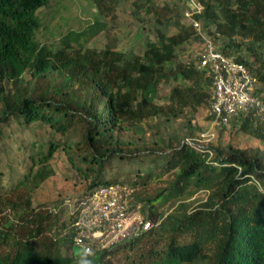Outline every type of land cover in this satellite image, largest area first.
I'll list each match as a JSON object with an SVG mask.
<instances>
[{"label": "trees", "instance_id": "16d2710c", "mask_svg": "<svg viewBox=\"0 0 264 264\" xmlns=\"http://www.w3.org/2000/svg\"><path fill=\"white\" fill-rule=\"evenodd\" d=\"M197 1L201 9L193 18L220 51L247 66L262 92L264 0ZM50 2L0 0V125L39 120L60 132L69 163L90 190L116 183L133 188L153 226L78 260L62 256L56 239L39 242V224L24 241L17 230H0V242L11 245L0 250V264H106L109 254L136 246L143 249L127 253L123 264H264V115L253 108L219 126L231 125L263 146L199 143L202 127L195 121L209 105L212 75L194 52L183 55L204 41L193 23L184 22L177 5L92 0L100 16L132 3L174 31L158 30L156 40L131 54L86 47L80 39L42 43L37 12ZM166 82L167 100L159 103ZM55 146L33 161L40 165L33 174L30 167L23 182L38 187L53 174ZM153 181L165 186L148 192ZM199 191L206 197L194 205ZM67 240L74 242V230Z\"/></svg>", "mask_w": 264, "mask_h": 264}, {"label": "rangeland", "instance_id": "374dc122", "mask_svg": "<svg viewBox=\"0 0 264 264\" xmlns=\"http://www.w3.org/2000/svg\"><path fill=\"white\" fill-rule=\"evenodd\" d=\"M148 1L159 5H177L184 22L188 23H191V14L201 9L197 0ZM37 13L42 23L37 31V38L42 43L60 44L67 39L75 45L76 40L80 39L85 42L86 47L104 49L110 46L131 54L142 52L147 40H156L158 30L167 34L174 31L172 27L152 21V15H147L144 8L136 11L132 3H124L109 15L100 16L99 9L92 0H51L48 6ZM95 29L98 30L97 33ZM69 32H72V36ZM205 35L210 38L213 36ZM201 47V43L189 45L183 55L200 50ZM170 87L167 82L160 87L159 103L167 100ZM259 112L264 115V108L259 109ZM207 115L205 107L199 109L196 116L195 122L202 127L198 134L200 144L263 146L257 139L250 138L231 125L221 131ZM52 142L56 144L49 160L53 174L38 187L32 181L23 182L30 167L32 174L37 171L40 164L33 161L42 153L47 154ZM62 143L61 133L39 120L22 124L13 119L8 124L0 125V230H17V236L24 241L30 228L35 229L39 224L43 228L39 242L50 243L56 239L55 246L62 256H73L78 260L86 253L78 243L69 244L67 238L74 230V210L88 198L92 190L87 180L69 163ZM162 186L165 183L153 181L147 191L153 192L155 188ZM205 197L204 191L195 193L192 198L194 205ZM168 207L169 203H166L161 210H167ZM15 223L19 225L14 228ZM10 249L9 242H0L2 253ZM141 249L143 247L138 246L134 249H118L105 257V263L123 264L127 253L132 256Z\"/></svg>", "mask_w": 264, "mask_h": 264}, {"label": "built area", "instance_id": "2783aa9c", "mask_svg": "<svg viewBox=\"0 0 264 264\" xmlns=\"http://www.w3.org/2000/svg\"><path fill=\"white\" fill-rule=\"evenodd\" d=\"M193 13L188 16L204 38L202 47L196 49L194 55L198 65L207 68L212 75L207 110L213 123L227 124L240 112L264 108V90L257 93V77L245 64L220 51L212 38L205 35L203 23L195 20ZM191 143L200 148L197 143ZM142 207L129 186L116 183L96 187L74 210V242L85 252L94 254L149 230L153 223Z\"/></svg>", "mask_w": 264, "mask_h": 264}]
</instances>
